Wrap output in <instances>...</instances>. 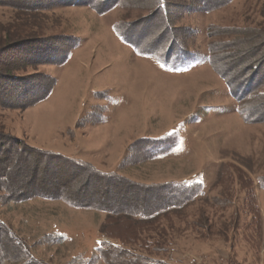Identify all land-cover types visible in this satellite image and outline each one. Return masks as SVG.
<instances>
[{
  "label": "rangeland",
  "instance_id": "obj_1",
  "mask_svg": "<svg viewBox=\"0 0 264 264\" xmlns=\"http://www.w3.org/2000/svg\"><path fill=\"white\" fill-rule=\"evenodd\" d=\"M46 37L0 54V264H264V0H0Z\"/></svg>",
  "mask_w": 264,
  "mask_h": 264
},
{
  "label": "trees",
  "instance_id": "obj_2",
  "mask_svg": "<svg viewBox=\"0 0 264 264\" xmlns=\"http://www.w3.org/2000/svg\"><path fill=\"white\" fill-rule=\"evenodd\" d=\"M103 3H107L108 1L110 0H102ZM158 3V2H157ZM159 3L161 5V0H159ZM122 39L126 40V41H130L129 39H127V37L125 35H121ZM57 41L55 39H53L52 37H46V38H36V39H32L31 41L30 40H22V41H19V42H14L12 44H9L8 46H6L4 48V50L0 53V54H3V55H7V57H9L10 59H14V58H17L18 56H20V54H27L29 52H31L33 50V52H36V48L39 46H50L51 44H55ZM21 43H23V47L26 45L25 43H27L26 47L23 49V47L21 48ZM20 48V49H19ZM22 49V50H21ZM39 49V48H37ZM169 53V52H168ZM20 58V57H19ZM6 80H9V79H6ZM22 80V79H20ZM10 81H8L9 83ZM54 83V79L52 77L49 78L48 80V84L46 85V88L44 90V95L49 91V87H51ZM9 90V89H8ZM37 100L33 101V99H30L28 101H26L22 107L26 108L34 103H36ZM31 151H33V149L31 148ZM22 159H20L18 166L17 168L15 169V171L17 172V176L18 178L24 176L23 173L28 170L30 171V174H34L35 173V164L32 163V162H28L26 161V158L25 157H21ZM61 160H63L64 162L67 160L65 158H62L60 157ZM2 161H0L1 163ZM29 165H28V163ZM34 164V166H33ZM28 168V169H27ZM6 168H4L5 170ZM10 169V168H9ZM75 170H80V167H78V165L75 166ZM16 178V176H15ZM17 178V179H18ZM18 186V185H16ZM42 194V193H41ZM45 196H49L47 194H44ZM53 196V195H52ZM14 199L18 198V197H13ZM17 200V199H16ZM77 203V202H76ZM79 204H82V203H79ZM167 211H165L164 213H166ZM159 213H157L156 215H158ZM156 215H152V219L155 218ZM108 243V242H106ZM101 245H105V242H101ZM109 246L111 247H117L116 245H114V243H109ZM15 249V252H14V256H17V260L15 261H18L19 259L22 258V251L20 250L19 246L18 245H15L14 247ZM10 261V259L8 260ZM17 263V262H15ZM25 264H38L36 261H30L28 263H25Z\"/></svg>",
  "mask_w": 264,
  "mask_h": 264
}]
</instances>
